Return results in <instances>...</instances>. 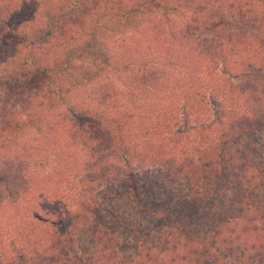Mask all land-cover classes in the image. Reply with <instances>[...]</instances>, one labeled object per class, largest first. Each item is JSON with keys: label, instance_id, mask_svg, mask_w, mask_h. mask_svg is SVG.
Listing matches in <instances>:
<instances>
[{"label": "trees", "instance_id": "obj_1", "mask_svg": "<svg viewBox=\"0 0 264 264\" xmlns=\"http://www.w3.org/2000/svg\"><path fill=\"white\" fill-rule=\"evenodd\" d=\"M0 264H264V0H0Z\"/></svg>", "mask_w": 264, "mask_h": 264}, {"label": "rangeland", "instance_id": "obj_2", "mask_svg": "<svg viewBox=\"0 0 264 264\" xmlns=\"http://www.w3.org/2000/svg\"><path fill=\"white\" fill-rule=\"evenodd\" d=\"M184 180H180L178 181L177 183L173 184V186L177 189H180L182 192L184 191ZM123 243L121 244L126 251H123V252H134L135 251V248H136V245H135V241L134 239H132V241L130 240H126V238L122 241Z\"/></svg>", "mask_w": 264, "mask_h": 264}]
</instances>
